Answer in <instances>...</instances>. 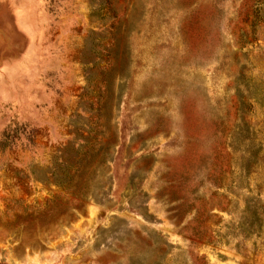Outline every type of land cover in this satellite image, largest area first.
I'll list each match as a JSON object with an SVG mask.
<instances>
[{"label":"rangeland","instance_id":"1","mask_svg":"<svg viewBox=\"0 0 264 264\" xmlns=\"http://www.w3.org/2000/svg\"><path fill=\"white\" fill-rule=\"evenodd\" d=\"M0 264H264V0H0Z\"/></svg>","mask_w":264,"mask_h":264}]
</instances>
